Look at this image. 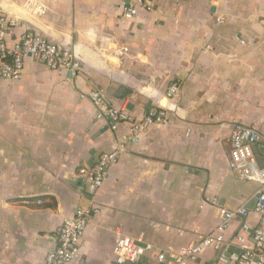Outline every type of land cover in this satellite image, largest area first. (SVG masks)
<instances>
[{"label": "crops", "instance_id": "obj_1", "mask_svg": "<svg viewBox=\"0 0 264 264\" xmlns=\"http://www.w3.org/2000/svg\"><path fill=\"white\" fill-rule=\"evenodd\" d=\"M34 1L44 15L0 0L16 19L10 43L44 36L80 69L52 71L30 58L20 80H0V264H46L79 210L89 220L71 264H117L120 235L154 247L134 264H167L157 253L211 233L221 209L245 208L246 221L237 217L226 233L229 253H239L241 226L251 236L258 224L259 185L232 170L231 133L235 124L258 128L264 167V0H148L152 10L132 19L128 0ZM96 91L139 119L165 111L167 123L113 131L89 98ZM113 150L119 160L92 197L80 171ZM191 264H219L218 253Z\"/></svg>", "mask_w": 264, "mask_h": 264}, {"label": "built area", "instance_id": "obj_2", "mask_svg": "<svg viewBox=\"0 0 264 264\" xmlns=\"http://www.w3.org/2000/svg\"><path fill=\"white\" fill-rule=\"evenodd\" d=\"M11 1L19 7L21 14L28 17H39L47 11L43 5L34 0ZM128 1L130 4L124 14L126 19L136 17L141 10H152L148 0ZM15 24L16 19L8 16L0 8V80H20L25 70V63L30 58L42 62L52 71L73 72L80 69V62L71 51L44 36L27 33L10 43L9 36ZM128 52L129 48L123 47L118 49L117 54L119 57H123ZM177 93L178 87L172 86L167 96L173 99ZM89 98L92 103L103 108L102 112L98 114V118L106 121L113 131H117L122 123L130 124L132 133L167 123L165 111L139 119L130 114L126 108H119L108 103L107 96L103 91L93 92L89 94ZM261 139L262 136L256 126L244 124L233 126L231 133L232 170L242 181L254 182L259 185L255 206V213L259 219L258 224L250 236L248 234L249 225L244 222L239 233L234 237L240 252L229 253L230 244L227 242L226 233L237 217L246 221L249 212L245 208L221 209L220 223L216 229L201 236L195 243L182 247H169L166 252L157 253L159 261L167 264H191L197 262L205 251L212 249L218 253L219 264H264V167L259 166L254 154V148ZM120 154L119 150L104 153L93 168H84L80 171L86 180L88 195L94 197L102 189L108 170L118 162ZM88 220V213L79 210L73 218L67 219L63 223L59 231L58 246L48 253L46 264H71L81 257ZM113 252L117 264H134L147 253H153L154 247L149 244H141L129 236L120 235Z\"/></svg>", "mask_w": 264, "mask_h": 264}, {"label": "water", "instance_id": "obj_3", "mask_svg": "<svg viewBox=\"0 0 264 264\" xmlns=\"http://www.w3.org/2000/svg\"><path fill=\"white\" fill-rule=\"evenodd\" d=\"M125 90H126V89H123V88H122V89H121V92L124 93ZM257 198H258V195L255 197V201H254L255 203L257 202ZM127 264H131V263H127Z\"/></svg>", "mask_w": 264, "mask_h": 264}]
</instances>
